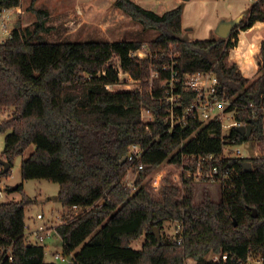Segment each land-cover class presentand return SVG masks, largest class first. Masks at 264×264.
<instances>
[{
    "label": "trees",
    "instance_id": "trees-1",
    "mask_svg": "<svg viewBox=\"0 0 264 264\" xmlns=\"http://www.w3.org/2000/svg\"><path fill=\"white\" fill-rule=\"evenodd\" d=\"M36 1L31 5L38 16L34 26L17 25L10 37H0V115L10 111L0 122L5 133L1 157L12 168L15 158L22 156L23 180L57 182V198L64 208L81 207L56 225L66 253L75 251L71 264H185L188 258L195 264H213L209 256L214 251L229 252L239 260L257 257L264 264V40L254 55L258 75L246 77L237 61H229L238 31L229 38L183 40L182 3L159 13L135 0H115L144 27L158 30L148 41V50L158 57L150 58L130 55L142 48L141 39L46 40L42 32L49 30V11L36 9ZM21 4L22 0H0V7ZM263 7L264 1L254 3L239 27L246 30L256 23L254 31L259 32ZM174 43L181 73L208 70L218 62L220 93L233 98L231 107L238 106V118L253 127L249 138L236 128L231 137L240 143L259 142L263 150L253 157L224 158L221 167L228 173L217 179L222 185L219 201L204 188L197 202L194 176L184 175L182 186L165 177L159 191L145 181L165 162L179 161L183 150L218 155L223 151L220 121L193 119L172 130L166 122L170 73L163 63ZM152 60L161 74L149 91L144 87L151 80ZM121 70L140 80L142 90L108 88L120 82ZM194 96L184 91L180 109ZM143 107L152 110L154 121L142 120ZM133 143L145 147L138 160L144 169L130 184L126 176L138 165L128 160ZM248 160L251 170L244 169ZM17 190L22 191L20 200L0 201V264H57L45 260V245L28 240L26 208L34 199L25 193L24 183H18ZM167 220L177 221L181 232L159 241L153 228L163 229ZM143 234L142 247L134 248L132 243Z\"/></svg>",
    "mask_w": 264,
    "mask_h": 264
},
{
    "label": "rangeland",
    "instance_id": "rangeland-1",
    "mask_svg": "<svg viewBox=\"0 0 264 264\" xmlns=\"http://www.w3.org/2000/svg\"><path fill=\"white\" fill-rule=\"evenodd\" d=\"M142 6L163 13L168 9L182 3L183 11V27L184 34L188 33L191 37L197 39H210L219 37L218 29L224 22L238 23L248 18L249 10L253 3L251 0H135ZM32 0H22L20 10L15 9L10 19L11 28L17 25L34 26L38 19L34 8H31ZM35 8H45L49 11L46 26L49 30L43 31L42 36L46 40L61 41V40H121V39H141L144 41L142 51L149 53L148 41L157 35L158 30L155 28H146L144 25L134 19L131 15L125 12L122 8L115 5V0H37ZM236 45L239 44L243 37L244 31L240 28ZM235 31V32H236ZM264 33V30L261 31ZM264 38V37H263ZM263 38L261 39L263 41ZM259 41L257 47L259 48ZM235 41V40H233ZM252 51V52H253ZM172 53V50L170 51ZM252 56V54H251ZM241 57V56H240ZM253 58V56H252ZM118 63V59H114ZM229 61H238L234 47L230 50ZM163 64H167L165 61ZM255 64V63H254ZM256 68V65L255 67ZM258 72L248 77H256ZM152 78V74H151ZM150 78V79H151ZM142 85V82L131 79V76L122 70L121 80L119 85H115L116 89H134ZM151 81L144 87L149 90ZM10 115V111L0 115V122ZM230 121V120H229ZM5 148V133L0 128V157L3 156ZM240 148L245 157H253L258 153H262L261 144H255L252 140H247L242 144L236 145V149ZM34 149L31 146L28 152ZM22 156H17L8 176L9 186L24 183V191L34 199V203L26 208V223L30 226V230L36 229L41 223H46L49 227H54L51 235H47L45 239L39 241L35 234L27 233L28 240L35 243L45 245V260L47 262H55L57 264H70L74 253L67 254L65 251L64 241L56 231V225L68 216L75 215V211L70 208H64L63 204L58 200L57 194L60 190V184L44 178L23 180L22 178ZM165 168L167 170L166 177L170 178L175 173V169L167 164H162L159 168L149 172L145 181H152L154 174ZM138 173L132 168L128 172L126 179L132 181ZM226 177V176H225ZM225 177L218 179H225ZM196 193L195 200L198 202L203 199L204 188L210 190L214 200L219 201L222 196V185L217 179L215 180H200L195 181ZM22 191L9 190L3 200H20ZM44 214V219L39 220L37 214ZM28 231V230H27ZM178 233V222L167 220L161 229V235L168 240H172ZM146 240V235L143 234L136 239L132 246L134 248L142 247ZM79 249V248H78ZM77 249V250H78ZM3 250H0L2 253ZM60 254L61 258H56L55 255ZM257 257L251 259L250 264H262L256 262Z\"/></svg>",
    "mask_w": 264,
    "mask_h": 264
},
{
    "label": "built area",
    "instance_id": "built-area-1",
    "mask_svg": "<svg viewBox=\"0 0 264 264\" xmlns=\"http://www.w3.org/2000/svg\"><path fill=\"white\" fill-rule=\"evenodd\" d=\"M251 1L254 4L264 0ZM15 9L20 10V7H0V37L2 40H5L12 35L13 28H11L9 22ZM231 35L232 34H230V36ZM233 40L236 39L233 38ZM240 43L241 42L234 46L236 51ZM176 45L177 44L174 43L171 46L172 48L168 50L167 54L169 57H167V64H163V70L169 71L170 73L166 83L168 87L166 100L170 105L167 112L166 122L169 124L170 130H172L174 127L179 125H188L190 123L189 121L193 119L202 122L217 120L220 121L222 125L221 137L223 141V151L220 155L211 152L206 154L187 152L184 151L182 148L183 146H181L179 151H183H181L180 160L175 161V163L165 162V164L175 169V173L171 177L172 182L176 185L182 186L184 182V175L194 176L200 180H215L227 176L228 170L225 171L221 167L224 158L245 157L240 148L236 149V145L242 144L245 141L241 143L238 142L237 137H231V132L233 128L237 129L241 126H248L251 123L243 119H239L237 116L240 113L238 106L235 105L231 107L234 105L233 98L229 95H222L220 93V76L217 71L218 62H215L213 67L208 70L181 73L175 65L177 62L176 57L178 56V51L175 50V47H177ZM171 50L172 53L170 52ZM130 55L140 57L149 56L150 58L158 57V53H150L149 51L147 54L142 51V48L132 51ZM163 57H166L165 53H163ZM149 67L152 74V78L150 80L151 86L149 87V91H151L153 87V79L159 77L161 71L153 60L151 61ZM121 74L122 70L120 71V80ZM131 79H133L132 76ZM119 84L120 82L116 84H108L107 87L110 89H116L114 86ZM138 89L142 90V85H138ZM184 91H192L195 96L190 104L180 109ZM141 116L142 120L145 122L154 121V114L152 110L147 107H143ZM214 135L215 132H211V136ZM258 143L259 142H255L256 145ZM144 152L145 147L142 144L133 143L129 147L128 160L133 164H136L139 162L138 160H141ZM142 169H144V164L140 162L135 169L138 176L134 177L132 181H127L130 184H133L139 180L141 178V176H139V172H141ZM131 170L132 168L129 171ZM166 174L167 170L165 168L158 170L154 174L150 185L155 191H159L162 188L165 183ZM10 187L11 186L8 184V176L5 174V166L0 163V201H3V198L10 190ZM80 209L81 207L78 205H74L72 207V210L75 211V213H78ZM36 219H44V214L38 213ZM53 231V227H49L46 223L39 224L34 230H30V226L26 223V233L35 234L39 241L45 239L47 235H51ZM180 232L181 226L178 224V233ZM179 237L181 241L183 239L181 234ZM10 257L12 258V256ZM55 257L61 258L62 256L60 254H56ZM252 258L253 257L250 256L246 260H239L236 256H232L229 252H212L209 256V259L213 262V264H250ZM70 261L72 262L73 259ZM256 262L262 263V259H256ZM195 263L196 262L193 258H188L185 262V264Z\"/></svg>",
    "mask_w": 264,
    "mask_h": 264
},
{
    "label": "water",
    "instance_id": "water-1",
    "mask_svg": "<svg viewBox=\"0 0 264 264\" xmlns=\"http://www.w3.org/2000/svg\"><path fill=\"white\" fill-rule=\"evenodd\" d=\"M239 23V22H238ZM238 23H234V22H224L220 25L219 29H218V34L221 37H225L228 38L232 32V30L234 29V27L238 24ZM183 40H190V36L188 33L184 34V37L182 38ZM252 124H249L248 126H241L237 128V131H239L242 134H245L246 137H250L252 135ZM0 163H2L5 166V172H7L10 168H11V163L0 157ZM244 165V169L245 170H251L253 168V164L251 161H245L243 163ZM139 176H141V172H139ZM18 189V184L12 185L10 190L12 191H16ZM254 215L256 216L257 210L254 209ZM153 233L157 236V238L159 239V241L162 240V235H161V229L158 226H154L153 228Z\"/></svg>",
    "mask_w": 264,
    "mask_h": 264
},
{
    "label": "bare ground",
    "instance_id": "bare-ground-1",
    "mask_svg": "<svg viewBox=\"0 0 264 264\" xmlns=\"http://www.w3.org/2000/svg\"><path fill=\"white\" fill-rule=\"evenodd\" d=\"M258 26L260 32L264 30V22H258ZM254 32H255L254 28L247 30V32L244 31L242 41L240 45L237 47V51L239 52V55H241V57L243 58L242 68L247 74H249V71H251L255 67L254 59L251 56L252 51L257 47L259 41L264 37V34L254 33Z\"/></svg>",
    "mask_w": 264,
    "mask_h": 264
},
{
    "label": "crops",
    "instance_id": "crops-1",
    "mask_svg": "<svg viewBox=\"0 0 264 264\" xmlns=\"http://www.w3.org/2000/svg\"><path fill=\"white\" fill-rule=\"evenodd\" d=\"M20 7V6H19ZM256 26V23L251 27V28H254ZM251 28H249V29H251ZM249 29H247V30H249ZM254 33H261V34H264V33H262V32H254ZM191 39L192 40H196L197 38L196 37H191ZM263 40H264V38H263ZM242 41V38L240 39V42ZM261 42H262V40H261ZM261 42H260V45H259V48L258 49H256V50H260V46H261ZM236 51V50H235ZM257 51H253L252 52V56H253V59H254V63H255V65H256V68H254V69H252L251 71H249V74H247L244 70H243V68H242V60H243V58L242 57H239V56H241V55H239V52L238 51H236V57L238 58V63H239V67H240V69H241V71L243 72V74L246 76V77H248V76H250V75H252V74H256L257 73V69H258V65H257V62H256V58H255V53H256ZM52 227V226H51ZM55 227V226H54ZM54 227H53V229H54ZM29 234H31V233H29Z\"/></svg>",
    "mask_w": 264,
    "mask_h": 264
},
{
    "label": "flooded vegetation",
    "instance_id": "flooded-vegetation-1",
    "mask_svg": "<svg viewBox=\"0 0 264 264\" xmlns=\"http://www.w3.org/2000/svg\"><path fill=\"white\" fill-rule=\"evenodd\" d=\"M238 29H240V27H239V25L237 24V25L234 27V29L232 30L231 34H232L234 31L238 30Z\"/></svg>",
    "mask_w": 264,
    "mask_h": 264
}]
</instances>
